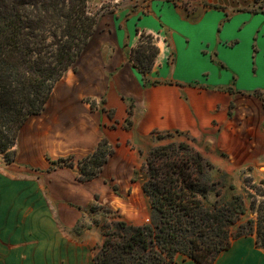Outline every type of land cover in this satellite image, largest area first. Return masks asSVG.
<instances>
[{
  "label": "crops",
  "instance_id": "crops-1",
  "mask_svg": "<svg viewBox=\"0 0 264 264\" xmlns=\"http://www.w3.org/2000/svg\"><path fill=\"white\" fill-rule=\"evenodd\" d=\"M220 5L152 4L99 20L77 69L20 130L16 161L0 159V264H97L105 215L92 207L144 224L151 207L135 172L156 146L189 143L237 189L243 172L264 177V12ZM144 30L159 48L145 79L130 55ZM103 138L112 154L99 177L49 168L48 157L78 161ZM174 264L201 263L178 253ZM214 264H264V248L243 235Z\"/></svg>",
  "mask_w": 264,
  "mask_h": 264
},
{
  "label": "trees",
  "instance_id": "trees-1",
  "mask_svg": "<svg viewBox=\"0 0 264 264\" xmlns=\"http://www.w3.org/2000/svg\"><path fill=\"white\" fill-rule=\"evenodd\" d=\"M96 28L88 0H0V153L8 162H13L21 127L44 111L67 70L77 69ZM150 42L140 36L131 50V60L144 79L159 52ZM107 147L103 138L96 150L79 160L81 180L101 174L112 154ZM213 168L189 143L154 147L141 168L151 220L142 225L116 220L114 228L104 232L96 263L174 264L181 253L201 264H214L235 238L247 234H255L264 248V179L250 185L251 191L247 187L253 180L245 179L249 203L242 193L224 198Z\"/></svg>",
  "mask_w": 264,
  "mask_h": 264
},
{
  "label": "rangeland",
  "instance_id": "rangeland-1",
  "mask_svg": "<svg viewBox=\"0 0 264 264\" xmlns=\"http://www.w3.org/2000/svg\"><path fill=\"white\" fill-rule=\"evenodd\" d=\"M215 2H217L219 4H217ZM221 2L232 6L233 11H259L261 9V11L264 12V10H263L264 9V0H214V1H210V0H88L89 9L97 18V26H98L99 20L103 16H110L111 14L115 13L118 15L122 14L125 17V16L131 15V13H133V12H135V13L139 12L141 14H146V12L149 10V8L152 7V4H163V3L178 4L179 3L184 7H189L193 3H201V4H204L205 6H208V7H222L220 5ZM140 36H141V39L144 40L145 43H151L152 44V42H150V41H153V43L156 42L157 36L155 34L147 32L145 30L140 31L139 38H140ZM68 70H67V72H68ZM262 96L264 97V92H263ZM25 123H24V125H25ZM22 127H21V129H22ZM17 144H18V142H17ZM17 144L14 147L13 162H8L6 154L0 153V159L2 161V164L3 163L4 164H11V163H14L16 161L17 146H18ZM107 148H110V147L108 146ZM48 159L50 160V167H49L50 169L56 168L58 166H63V165H66L69 167L77 166L78 174H80L79 173V167H80L79 166V162H80L79 160L80 159L78 161H76L73 156L62 157V158L54 159V160L51 157H48ZM0 164H1V162H0ZM262 170H264V166L262 167ZM102 172H103V170H102ZM102 172H101V174H102ZM100 175H98L96 177H99ZM135 176H139L143 180L145 178L144 172H142V171L135 172ZM135 176H134V178H135ZM96 177H94V178H96ZM247 177H249L253 180V182H252L253 184H249V186L247 187V189H249L250 191H251L250 185H258V184H260V181L262 179H264V177L260 178V176H256L254 173L245 172V174L243 173L241 175V178H242V181L244 182V185L237 189L236 187L231 188L230 187V185H232L231 180L227 176H222L221 173H219L217 175L216 179H218L220 181V183H221L220 186L223 187V192L230 193L229 195L224 194L223 197L229 198V197H231V195L233 193H242L245 195V197L248 201L249 200L248 194L245 193V187H246L245 179ZM115 190H118L117 186H115ZM211 197L213 199L216 198L214 193L211 195ZM248 203H249V201H248ZM92 209L95 210L97 213L101 212L102 215L103 214L105 215V217H104L105 219L102 218V221L105 225V231H109V230H112L114 228V222L116 221V219H114V218L112 219L110 217V213H112V211L114 209L112 210L110 207H108L106 205H100V206L96 205V206H93ZM114 211H113V214L117 213L116 212L117 210H114ZM249 213H250V215H254L251 211ZM113 216L116 217V215H113ZM145 223H148V222H145Z\"/></svg>",
  "mask_w": 264,
  "mask_h": 264
},
{
  "label": "built area",
  "instance_id": "built-area-1",
  "mask_svg": "<svg viewBox=\"0 0 264 264\" xmlns=\"http://www.w3.org/2000/svg\"><path fill=\"white\" fill-rule=\"evenodd\" d=\"M146 222H150V218L148 217V218H146Z\"/></svg>",
  "mask_w": 264,
  "mask_h": 264
}]
</instances>
